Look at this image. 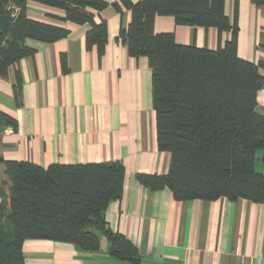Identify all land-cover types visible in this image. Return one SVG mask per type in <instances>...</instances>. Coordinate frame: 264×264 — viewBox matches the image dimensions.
<instances>
[{"label": "crops", "instance_id": "0c3cea01", "mask_svg": "<svg viewBox=\"0 0 264 264\" xmlns=\"http://www.w3.org/2000/svg\"><path fill=\"white\" fill-rule=\"evenodd\" d=\"M96 13L107 21L108 40L102 52L87 47L89 24L60 18L62 9L27 2L30 18L64 26L70 33L54 42L27 39L34 53L0 75V110L17 126L5 125L0 156L43 167L120 161L126 169L121 198L107 206L109 228L138 249L139 264H264V202L176 200L169 188L153 191L138 173L166 174L170 153L157 142L153 70L148 58L133 57L118 38L131 11L113 3ZM134 2L139 0H132ZM225 11L236 19L237 52L260 64L264 78V0H226ZM156 32H173L179 44L216 49L231 38L215 27L182 26L172 16L155 17ZM21 95L16 96L17 76ZM256 110L264 115V82ZM261 151V152H260ZM4 167L5 166L0 165ZM255 168L264 173V151ZM100 248L86 251L76 244L30 239L23 244L26 264H131L115 258L109 239L99 233Z\"/></svg>", "mask_w": 264, "mask_h": 264}, {"label": "trees", "instance_id": "16d2710c", "mask_svg": "<svg viewBox=\"0 0 264 264\" xmlns=\"http://www.w3.org/2000/svg\"><path fill=\"white\" fill-rule=\"evenodd\" d=\"M35 1L64 10L60 18L89 24L87 47L102 52L108 40L107 21H96L108 0H0V75L34 53L27 39L54 42L70 29L42 22L27 14ZM226 0H119L118 11H131L130 23L118 38L133 57H147L153 70L157 142L170 153L166 174L138 173L153 191L169 188L176 200L248 199L264 202V173L255 168L264 151V115L256 110L264 78L260 64L237 52L236 19L225 11ZM172 16L177 25L215 27L232 35L216 49L179 44L173 32H156L155 17ZM18 73L15 86L21 95ZM16 121L0 110V135ZM0 165L10 179L9 192L0 193V264H26L23 244L49 239L76 244L83 250L100 248L99 233L110 241L111 254L139 264L137 247L112 231L104 212L121 198L126 169L120 161L51 164L43 167L25 160ZM7 229V230H5Z\"/></svg>", "mask_w": 264, "mask_h": 264}, {"label": "rangeland", "instance_id": "374dc122", "mask_svg": "<svg viewBox=\"0 0 264 264\" xmlns=\"http://www.w3.org/2000/svg\"><path fill=\"white\" fill-rule=\"evenodd\" d=\"M261 152V151H260ZM10 179L7 174L4 172V167L0 166V193L9 192ZM7 230V229H5Z\"/></svg>", "mask_w": 264, "mask_h": 264}]
</instances>
